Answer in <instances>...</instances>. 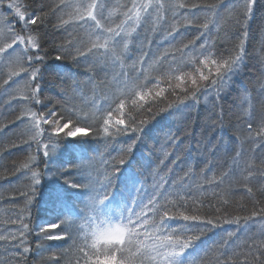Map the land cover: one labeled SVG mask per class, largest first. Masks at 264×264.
<instances>
[{
	"label": "trees",
	"instance_id": "trees-1",
	"mask_svg": "<svg viewBox=\"0 0 264 264\" xmlns=\"http://www.w3.org/2000/svg\"><path fill=\"white\" fill-rule=\"evenodd\" d=\"M15 2L27 13L47 14L39 29L43 47L38 54L44 56V60L33 63V67L41 69L35 83L41 87L39 99L46 106L23 98L28 91L25 86L30 71L9 79L13 69L0 64V235H19L17 230L25 223L30 233L25 245L30 252L22 256L15 255L16 250L10 244L0 241V264H83V254L78 250L84 243L83 235L75 229L84 225L88 230L87 217L92 214L87 206L92 193L87 189H71L64 180L88 185L89 178L95 181L98 174L104 179L113 171V164L118 166L121 158L126 163L116 174L113 195L104 205L106 213L118 212L132 194L136 195L135 184L141 189L137 198L145 203V192L149 196L155 191L173 193L168 197L170 204L175 203L176 192L190 193L192 198L180 201L183 207L170 208L169 215L185 212L197 215L201 220L213 221L212 225L198 224L188 233L200 235L194 249L190 250L196 264H220L222 261L243 264L245 260L251 264V258L244 255L248 250L246 245L253 237L256 241L264 240V215L252 216L254 211L259 213L264 209V178L257 171L251 182L245 184L240 171L245 162L259 169L262 167L260 161L264 160V134L256 135L264 117V0H257L249 21L246 55L239 70L219 91V98L213 91L200 95L198 103L189 99L183 104L180 101L184 96V85L175 77L195 74V66L188 63L193 48L199 51L201 45H207L209 49L227 55V50L238 42L235 38L238 26L229 17V5L237 0H176L185 7H166L161 20L156 19V9L152 8L127 38V48L123 43L116 46L123 53L121 58L115 61L109 58L106 63L92 55L87 60L74 59L80 41L89 39L87 26L70 21L59 29L54 27L60 18L68 20V13L73 8L53 11L60 0ZM66 2L78 4L81 0ZM97 2L104 5L101 13L106 27H115L125 20L123 13L132 5V0ZM143 2L148 0H137V3ZM162 2L167 4L168 0ZM194 5L196 9H193ZM211 5L215 7L210 8ZM4 12L3 6L0 24L4 20L13 23L12 13ZM185 17L194 18V23L187 24ZM205 22L207 29L201 27ZM16 25L20 31L22 26ZM173 27L177 32L169 35ZM106 35L98 31L92 39L99 36L103 40ZM69 39L73 41L71 47L65 43ZM61 44L65 45L62 49L58 47ZM184 45L189 48L182 54L178 49ZM57 55L63 59L57 61ZM24 66L27 68V63ZM177 66L179 71L169 72ZM14 70L19 72V68ZM5 80H8L7 84ZM137 84L146 85L143 89L136 88L137 91H150L154 97L156 91L163 89V95L155 99L149 97L147 103L139 101L134 92L125 95ZM178 84L181 86L177 87ZM66 96L73 97L77 107L89 112L95 110L97 101L105 108L111 104L114 119L120 117L116 109L120 99H124L125 119H134L143 132L133 133L129 129L127 134L110 138L95 126L88 137L65 138L61 135L60 146L63 148H57L45 162L43 149L38 153L37 145L30 142L27 114L47 112L53 107L59 111ZM132 99H137V106L132 105ZM140 104L144 106H138ZM169 104L173 105L171 109ZM160 109L165 111L161 113ZM249 113L253 124L251 138L248 135ZM140 121L146 123L141 125ZM44 127L49 128L48 125ZM110 131L115 132V129ZM173 138H178L176 144L170 142ZM129 146H133L130 154L126 152ZM237 153L242 155L237 156ZM29 157H34V161H29ZM24 163L29 164L31 171L22 167ZM33 171L38 172L41 179L35 191L32 190ZM224 173L231 174L221 183ZM244 176H247L246 172ZM209 180L212 183H208ZM156 185L161 187L156 188ZM248 187L253 189L252 194L247 192ZM69 213L73 215L67 218L75 220L72 238L47 241L41 234L38 243V230L42 224L54 223ZM148 215L150 221L158 223L162 213ZM19 216L24 218L22 222L17 219ZM244 217L251 219L246 223ZM169 223L176 228L184 222ZM197 229H203V234ZM229 233L233 235L229 236ZM226 240L228 244L224 243ZM233 250L240 254L234 260L229 258Z\"/></svg>",
	"mask_w": 264,
	"mask_h": 264
},
{
	"label": "snow or ice",
	"instance_id": "snow-or-ice-1",
	"mask_svg": "<svg viewBox=\"0 0 264 264\" xmlns=\"http://www.w3.org/2000/svg\"><path fill=\"white\" fill-rule=\"evenodd\" d=\"M3 0H0L2 4ZM257 0H237V3L229 5V17L234 19L235 24L238 26L235 38L238 41L236 45L227 50V55L223 52H216L207 47V45H201L199 51L194 48L192 54L188 60V63L195 66V74L188 75L182 74L175 77L184 85L182 91L184 92L183 99L180 103H184L185 100H193L199 102L200 95H208L211 92H217V98H219V91L223 88L225 83L230 77L239 70L244 56L245 42L248 36V25L251 21L254 8ZM104 5L97 2V0H91V2H83L81 0L78 4H71L66 0H60V3L54 6L53 11H61L66 8H73L72 12H69V19L65 20L60 18L59 24L55 25L59 29L63 25L69 24V22L79 23L88 28L89 39L80 41L79 47L76 48V57L87 60L90 55L99 56L100 62L106 63L109 58L114 61L119 60L123 55L118 51L117 45L123 43L124 48H127V38L131 37L136 31L137 27L141 25L142 20L145 18V13H148L150 9L155 8L157 12L156 19L161 20L163 16L161 13L166 7L175 9L176 7L184 8V4H177L176 0H168V3L162 2V0H148V2L137 3V0H132L131 8L124 12L125 20L115 27L105 26L102 20L101 10ZM197 6H193L196 9ZM214 8L215 5L209 6ZM8 8L14 10L17 23L21 25L20 31H17V25L11 21L4 20L0 24V64H6L13 70L9 72V79L12 76L19 75L20 72L29 73V82L26 84L28 91L23 95L25 100H32L36 104H42L39 99L41 93V87L38 83H35L41 69L39 67H33V63L36 61H43L44 56L38 53L42 50V36L40 33V26L44 23L46 13L32 14L21 10V6L11 0L8 4ZM187 24L194 23V18L189 19L185 17ZM35 26V27H33ZM201 27L207 29L208 23L205 22ZM105 32L107 35L101 40L99 36L96 39H92V36L96 32ZM177 32V29L173 27L172 32L169 35H173ZM119 38V39H117ZM67 46H73L72 40L65 42ZM59 48H64L65 45H58ZM189 45H184L183 48L178 49L182 54L185 49H188ZM104 50V51H101ZM26 58V59H25ZM166 58V57H165ZM57 61L62 60L61 55L55 57ZM175 61V57H173ZM27 63L28 67L24 65ZM15 68H19V72L15 71ZM180 67L170 68L169 72L179 71ZM206 70V71H205ZM143 71V69H142ZM190 82V87H188ZM5 84L8 80L4 81ZM35 84L33 87L32 85ZM181 85L178 84L177 87ZM146 85L137 84L133 85L131 89H128L125 95L134 92L135 97L139 101L147 103L148 98L152 99L162 97L163 89L155 92L154 97L151 96V92H144L142 90H135L136 88L143 89ZM75 91V90H74ZM107 100V97H105ZM96 103L94 111H86L83 107H77L73 103V97L66 96L62 101L59 111L55 107L48 109L47 112H29L28 116V133L30 135V142L37 145V152L39 153L43 149V155L45 162L53 156V152L60 146V137L63 135L65 138H76L77 136L88 137L92 135L93 128L99 126L105 136L113 138L119 134H127L129 129L133 133L143 132V128L136 125L134 119H125L127 115L124 112L125 100L120 99L119 105L116 111H119L120 117L113 118V109L111 104L106 108ZM133 106H137V99H132ZM42 106H46L43 105ZM143 107V104L138 105ZM172 104L168 105L171 109ZM165 109H160L163 113ZM247 111V110H245ZM106 113V115H104ZM19 119V118H18ZM91 121L92 123H89ZM102 121V123H101ZM146 121H140V124H145ZM44 125H48L49 128H45ZM115 129V132L110 131ZM253 124L251 122V114L249 113L248 122V135L252 137ZM264 134V117L261 119L260 131L256 133L257 136ZM178 138H173L170 142L177 143ZM135 141L133 142V145ZM127 153L133 152V146H129L126 150ZM241 153H237V156H241ZM34 157H29V161H34ZM126 160L119 159L118 166L113 164L112 169L104 179L99 178V174L95 181L89 178L90 183L85 185L83 183L73 182L71 179H65L66 184L71 189H87L90 193L89 204L87 210L92 214L87 217L88 230H85L84 225L75 229L81 232L83 235L84 243L79 247V252L83 254V264H196V258L192 256V249L196 245V242L200 239V235H189L188 233L193 230L198 224L212 225L211 219L201 220L197 215H188L185 212H179L178 215H169L170 208H180L183 205L180 201L184 199H191L190 193L176 192L175 203H168V197L173 193H165L162 191H155L152 195L147 196V202L143 199H138L141 189L134 185L136 195H131L128 202L115 213H106L104 209L105 203L113 195V188L115 183L116 174L121 171V167L124 166ZM107 165L108 162L105 161ZM261 168L255 169L252 163L245 162V167L241 169L240 176L245 184L250 183L254 178L255 172H259L261 178H264V160L260 161ZM24 169L29 168L28 163L22 165ZM244 172L247 176H244ZM231 173H224L221 178L223 183L224 177L229 176ZM32 190L35 191V186L41 183L40 174L33 171L31 175ZM175 184V181L173 182ZM208 183H212L211 180ZM99 185L96 187L95 185ZM161 185H156V188H160ZM247 192L252 194L253 189L247 188ZM162 201H164L162 203ZM31 202V201H29ZM139 209V211L137 210ZM149 213L152 216L160 215V221L149 219ZM73 215L69 213L64 215L65 218H60L54 223H45L39 227L37 241L42 239L47 241H64L72 238V232L74 230L75 220L68 219L67 216ZM264 215V209H261L259 213L253 212L252 216ZM21 222L23 217H17ZM251 219V217H244L245 222ZM175 221H183V224H178L176 228H173L171 223ZM13 223L16 221L13 220ZM238 222V221H237ZM28 224H23L22 229H18L19 235L15 233H9L8 235H0V241L10 244L11 248L15 249V255L22 256L30 252V248L25 246L27 244V236L30 234ZM59 230V231H54ZM201 235L203 229H197ZM232 236V233L228 234ZM252 242L247 244V252L244 254L251 258V264H264V240L256 241L253 237ZM228 244V241H224ZM22 248V251L20 249ZM227 251V250H226ZM240 255L235 250L232 251L230 259H236ZM220 264H227L226 261L220 262ZM243 264H249L248 260H245Z\"/></svg>",
	"mask_w": 264,
	"mask_h": 264
},
{
	"label": "rangeland",
	"instance_id": "rangeland-1",
	"mask_svg": "<svg viewBox=\"0 0 264 264\" xmlns=\"http://www.w3.org/2000/svg\"><path fill=\"white\" fill-rule=\"evenodd\" d=\"M9 2H10V0H3V2H2V4H0V10H1V8L4 6V9H5V14H10V13H12V18L11 19H13V24H16L17 23V19L18 18H16L15 17V14H14V11L13 10H10L9 8H8V4H9ZM10 10V11H9ZM3 19L1 18V15H0V23H1V21H2Z\"/></svg>",
	"mask_w": 264,
	"mask_h": 264
}]
</instances>
